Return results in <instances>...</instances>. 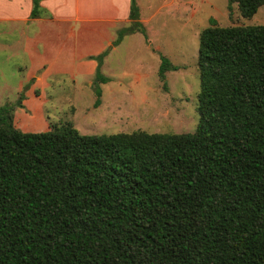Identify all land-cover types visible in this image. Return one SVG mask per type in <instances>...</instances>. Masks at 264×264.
Returning <instances> with one entry per match:
<instances>
[{
    "label": "trees",
    "instance_id": "obj_1",
    "mask_svg": "<svg viewBox=\"0 0 264 264\" xmlns=\"http://www.w3.org/2000/svg\"><path fill=\"white\" fill-rule=\"evenodd\" d=\"M232 3L249 18L264 0ZM128 19L111 45L142 31L136 0ZM196 63L190 133L21 131V96L0 105V264H264V24L212 19Z\"/></svg>",
    "mask_w": 264,
    "mask_h": 264
},
{
    "label": "rangeland",
    "instance_id": "obj_2",
    "mask_svg": "<svg viewBox=\"0 0 264 264\" xmlns=\"http://www.w3.org/2000/svg\"><path fill=\"white\" fill-rule=\"evenodd\" d=\"M136 3L142 31L124 33L117 45L89 55L87 59L95 66L91 76H73L66 71L48 76L45 84L36 83L33 77L25 76L28 59L20 52V44H14L10 34L0 33V105H14L21 96L20 105L12 113L16 128L20 124L28 131H38L49 129L51 124L70 123L79 133L88 135L137 130L190 133L195 129L200 31L211 25L212 19L222 27L264 24V5L244 18L235 3L227 8V0ZM117 25L110 28L114 38L117 30L128 24ZM102 52L99 61L96 57ZM161 57L175 66L164 73L163 79L158 75ZM97 67L106 81L94 84ZM19 77L23 82L18 88ZM95 85L101 90L96 106Z\"/></svg>",
    "mask_w": 264,
    "mask_h": 264
},
{
    "label": "crops",
    "instance_id": "obj_3",
    "mask_svg": "<svg viewBox=\"0 0 264 264\" xmlns=\"http://www.w3.org/2000/svg\"><path fill=\"white\" fill-rule=\"evenodd\" d=\"M40 7L43 14L31 18V0H0V33L10 34L14 44H20V52L28 59L25 76L39 84L66 71L91 76L95 66L88 56L113 47L110 28L120 22L129 24V0H41ZM1 40L0 36V50ZM22 82L19 77L16 86Z\"/></svg>",
    "mask_w": 264,
    "mask_h": 264
}]
</instances>
